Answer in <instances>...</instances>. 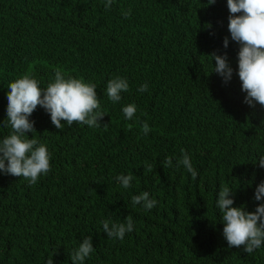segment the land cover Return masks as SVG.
I'll use <instances>...</instances> for the list:
<instances>
[{
	"label": "trees",
	"instance_id": "1",
	"mask_svg": "<svg viewBox=\"0 0 264 264\" xmlns=\"http://www.w3.org/2000/svg\"><path fill=\"white\" fill-rule=\"evenodd\" d=\"M105 2L0 0V139L10 132L3 123L8 85L28 71L41 87L58 67L95 83L106 113L98 128L58 130L43 108L33 112V136L47 144L52 168L35 185L0 174V264H46L54 252V264H72L89 235L95 250L85 264H264V245L251 255L229 248L216 207L227 184L234 206L254 211L264 180V168L253 164L264 156V107L243 102L227 0H114L109 11ZM225 52L234 70L227 84L211 57ZM116 76L129 91L113 103L106 87ZM129 103L138 107L132 121L122 112ZM181 149L195 180L176 166ZM146 161L152 172L145 173ZM129 173L135 178L125 189L116 177ZM143 191L158 201L151 210L132 204ZM128 215L133 231L123 241L108 238L101 221Z\"/></svg>",
	"mask_w": 264,
	"mask_h": 264
},
{
	"label": "clouds",
	"instance_id": "2",
	"mask_svg": "<svg viewBox=\"0 0 264 264\" xmlns=\"http://www.w3.org/2000/svg\"><path fill=\"white\" fill-rule=\"evenodd\" d=\"M208 5H214L216 0H207ZM114 0H106L105 11L111 10ZM229 10L228 31L231 40L239 45L238 51V77L241 81V91L246 93L244 103L250 107L259 104L264 107V0H227ZM132 9L122 11L124 18L131 16ZM229 37L223 40L227 49ZM211 57L216 61L214 71L219 74L224 83L233 77L227 53ZM97 86L83 77L66 75L61 68L55 69V75L46 87H41L40 81L32 71L24 73L20 78L10 82L7 89L6 119L3 121L10 132L0 139V174L24 178L30 185H35L41 176L51 171L52 154L47 144L41 143L33 136L36 132L35 121L31 120L33 112L41 107L50 114L51 122L56 129L62 130L65 125L71 127L73 123L98 128L106 113L101 109ZM144 93L148 91L145 82L138 89ZM129 91L127 79L116 76L107 82L106 94L110 101L117 103L122 99V93ZM138 107L129 103L122 108L126 120L132 121L136 117ZM142 115L144 113H141ZM6 121V122H5ZM64 121L65 123H62ZM106 127V125H104ZM131 130V126H129ZM141 131L147 135L149 124L145 121ZM31 133V137H29ZM182 158L177 160V167L183 166L193 180L198 176L193 168L191 158L181 149ZM260 168H264V156L259 158ZM163 167H172V157H167ZM145 173L153 171V165L145 162ZM135 177L132 173L121 174L116 177L117 182L125 189L132 187ZM235 192L227 184L220 187L216 207L221 214L223 223L222 235L229 248H241L243 252L251 255L264 245V180H261L254 191V200L257 205L254 211L246 210L245 206H234ZM158 201L150 198L147 191L132 196V204L143 206L145 211L153 209ZM103 231L108 238L123 241L126 233L134 229L133 218L128 215L123 222H113L111 219L101 221ZM93 238L85 237L70 256L72 264H85L87 258L94 252ZM54 252L46 264H54Z\"/></svg>",
	"mask_w": 264,
	"mask_h": 264
}]
</instances>
